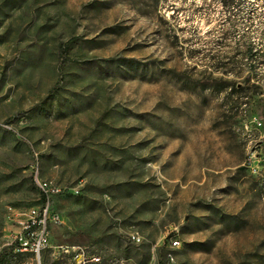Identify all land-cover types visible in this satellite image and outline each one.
Returning <instances> with one entry per match:
<instances>
[{
    "label": "rangeland",
    "instance_id": "374dc122",
    "mask_svg": "<svg viewBox=\"0 0 264 264\" xmlns=\"http://www.w3.org/2000/svg\"><path fill=\"white\" fill-rule=\"evenodd\" d=\"M36 181L40 264H264V0H0L2 264Z\"/></svg>",
    "mask_w": 264,
    "mask_h": 264
},
{
    "label": "built area",
    "instance_id": "2783aa9c",
    "mask_svg": "<svg viewBox=\"0 0 264 264\" xmlns=\"http://www.w3.org/2000/svg\"><path fill=\"white\" fill-rule=\"evenodd\" d=\"M36 184L45 195V200L38 206H33L28 209L26 212V219L22 222L19 231L14 235L13 242L18 252H20V247H32V254L30 255L35 260L36 264H40L41 253L45 249L52 248L49 239L50 225L57 224L61 221L60 214L53 209L49 200V196L58 193L60 189L38 181H36ZM129 239L134 242L139 241V237L136 236V233H130ZM174 242L179 243L175 238ZM55 248L58 253L68 258L69 264H76L77 255L85 253L86 249V247L79 245H59ZM55 252L56 251H54V253ZM126 263L127 261L118 262V264Z\"/></svg>",
    "mask_w": 264,
    "mask_h": 264
},
{
    "label": "bare ground",
    "instance_id": "6f19581e",
    "mask_svg": "<svg viewBox=\"0 0 264 264\" xmlns=\"http://www.w3.org/2000/svg\"><path fill=\"white\" fill-rule=\"evenodd\" d=\"M170 246L176 247L178 246V243L174 242V239H172L170 240ZM20 252L32 254V247H20ZM116 262L115 259L104 260V258L98 253H88L86 249L85 253L79 254L76 257V264H116Z\"/></svg>",
    "mask_w": 264,
    "mask_h": 264
},
{
    "label": "trees",
    "instance_id": "16d2710c",
    "mask_svg": "<svg viewBox=\"0 0 264 264\" xmlns=\"http://www.w3.org/2000/svg\"><path fill=\"white\" fill-rule=\"evenodd\" d=\"M222 1V3L224 4V5H229L231 2H232V0H221ZM255 52H256V50L255 51H252V49L251 48H249V50H248V56H254L255 55ZM44 200H45V195L41 192V203H43L44 202ZM40 203V204H41ZM8 254V252H2L1 254H0V264H2L3 263V261H4V259H5V255H7ZM23 254H27V253H21V252H16V253H13V256L14 255H16V256H19L18 257V260H21L22 258H21V256L23 255ZM30 255V254H29ZM45 264H66L65 263V261L64 260H62V259H56L55 261H53V262H49V261H47V260H45ZM138 264H144V260H139L138 261Z\"/></svg>",
    "mask_w": 264,
    "mask_h": 264
},
{
    "label": "crops",
    "instance_id": "0c3cea01",
    "mask_svg": "<svg viewBox=\"0 0 264 264\" xmlns=\"http://www.w3.org/2000/svg\"><path fill=\"white\" fill-rule=\"evenodd\" d=\"M96 253V252H95ZM99 254V253H98ZM100 255V254H99ZM102 256V255H101ZM103 258H104V260H107V259H115L117 262H122V261H127L126 259H120V258H115V257H112V256H110V257H104V256H102ZM117 262H116V264H117Z\"/></svg>",
    "mask_w": 264,
    "mask_h": 264
}]
</instances>
